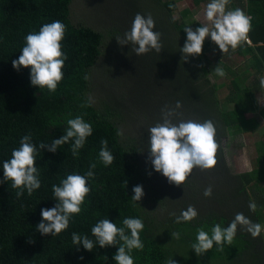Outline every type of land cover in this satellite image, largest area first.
Listing matches in <instances>:
<instances>
[{"label":"trees","instance_id":"trees-1","mask_svg":"<svg viewBox=\"0 0 264 264\" xmlns=\"http://www.w3.org/2000/svg\"><path fill=\"white\" fill-rule=\"evenodd\" d=\"M177 1L154 0L160 17L157 32L161 33L162 49L159 53L154 50L153 57L145 56L151 69L147 76H142L147 79L153 76L158 80L160 92L167 94V107L179 112V115L176 113L177 118L176 115L173 117L176 120L213 121L220 147L216 165L205 171L212 177L229 179L232 185L222 190L224 193L221 192L220 197L233 200L240 211H245L243 213L254 222L264 208V151L259 150L255 168L231 173L226 168L222 141L232 132L239 135L252 133L258 122L247 118L246 114L256 111L264 119V105L259 106L253 94L243 86L246 76H241V71L221 64L230 77V90L224 102H232L229 109H223L217 95V84L207 80L208 72L202 59L191 55L183 59L180 49L186 40L184 28L188 26L195 30L201 25L191 19L186 8L174 14L178 8ZM71 3L72 0H0V264H116L113 257L119 244L107 247L96 244L88 251L82 244H73L72 233L87 235L95 242L91 228L98 220L108 218L121 227L126 217L139 218L144 224L140 232L144 248L132 251L134 264H167L168 252L149 237L146 220L137 202L131 199L133 187L141 185V182L137 166L131 161L133 155L120 142L117 124L102 116L93 104L81 107L88 100L89 72L101 56L104 36L96 28L73 23ZM230 5L232 9L240 8L252 17V29L248 34L251 44L244 43L245 48L240 45L236 52L255 46L247 65L257 74L264 70V0H230ZM55 20L66 26L62 51L67 59L62 69L64 77L56 91L50 93L46 88L39 89L31 84L30 68L21 66L17 70L12 61L21 54L28 33L38 32L43 24ZM216 48L217 45L209 39L203 44L202 53H211ZM177 101L180 108H176ZM76 116H82L93 129L78 156L72 155L71 142L59 146L55 152L47 147L39 149L40 142L50 145L62 136L67 120ZM29 133L38 149L35 166L39 170L41 186L31 196L25 190L17 198L19 189H12L11 181L3 179V162L11 158L12 150L18 148L21 138ZM102 139L108 141V150L115 157L108 166L98 156ZM93 162L97 165L93 170L95 178L87 181L90 192L81 212L70 218L69 227L59 235H42L37 230L42 220L41 209L54 207L57 203L52 185H59L68 174L84 175ZM124 181H127L126 185ZM250 201L257 205L255 212L249 209ZM230 222L226 216L210 213L184 222L182 233L186 231L188 237L196 242L199 229L211 235V228L216 223L227 227ZM248 246L245 236L237 232L232 245L225 244L220 250L214 244L213 248L220 251L233 248L236 262ZM224 255L206 257L219 261Z\"/></svg>","mask_w":264,"mask_h":264},{"label":"clouds","instance_id":"clouds-1","mask_svg":"<svg viewBox=\"0 0 264 264\" xmlns=\"http://www.w3.org/2000/svg\"><path fill=\"white\" fill-rule=\"evenodd\" d=\"M230 0H210L205 8V23L195 30L186 26V40L180 49L184 54L183 59L189 55L199 56L203 51V44L206 37H210L219 50L226 54L229 49L235 50L241 44L249 41V32L252 29V17L242 9L227 8ZM169 7H172L170 4ZM174 19V18H173ZM155 21L149 13L144 16L137 13L131 23L130 30L124 33L123 37H116L120 45L130 44L132 51L137 55L147 54L151 50L159 53L162 49L161 33L154 31ZM66 26L59 20L43 24L39 31H33L25 36V44L21 49L18 59L12 61V66L19 70L21 66L30 68V81L33 86L39 89L46 88L50 93L55 92L58 84L62 81V71L66 54L62 51ZM217 76L223 77L225 71L219 64L214 68ZM87 79V76H85ZM260 87L264 89V77L260 78ZM92 97L81 105L91 107ZM179 101L176 108H180ZM176 115L175 109L165 106L162 109V122H157L148 129L149 159L155 171L160 172L167 178L168 182L176 186L183 185L194 168L200 170L212 169L216 163V154L220 147L216 140V127L212 120H178L173 122ZM92 125L85 122L82 116H76L67 120L65 133L51 144L40 142L39 149L45 147L55 152L63 144L71 142V152L74 157L79 155L87 138L92 135ZM118 135L122 132L118 130ZM99 160L105 165H111L115 159L108 150V141L101 140ZM38 149L32 143L31 133L24 135L20 140V146L11 152V158L3 162V179L11 181L12 189H19L16 197L19 198L26 190L28 195L39 189L41 181L39 170L35 166ZM96 162H93L89 170L84 174H68L62 179L59 185H52L53 197L57 201L54 207L41 209L42 220L37 225V230L42 234L59 235L69 227L70 218L78 215L86 196L90 192L87 184L89 178H95ZM151 175V173H149ZM127 181H124V185ZM133 201H139L144 195L142 185H135L132 189ZM203 195L210 197L212 187L205 188ZM257 205L249 202V209L255 212ZM172 215H176L172 213ZM198 215L193 206L182 210L176 216V223L190 222ZM238 225L251 234L253 238L260 236L262 226L260 223L252 222L243 213H236L234 219L227 227H221L216 223L211 228V235L203 229H199L196 235V242L192 244L197 256L203 255L212 249L214 244L223 250L225 244L232 245L237 233ZM144 224L139 218L126 217L122 226L118 227L108 218L98 220L91 228V234L95 242L87 235L72 233L74 245L82 244L84 249L91 251L96 244L100 247H107L119 244L113 259L116 264H134L131 255L133 250H143L144 244L140 239V232ZM172 239H179V232L171 233ZM168 264H177L173 259Z\"/></svg>","mask_w":264,"mask_h":264},{"label":"rangeland","instance_id":"rangeland-1","mask_svg":"<svg viewBox=\"0 0 264 264\" xmlns=\"http://www.w3.org/2000/svg\"><path fill=\"white\" fill-rule=\"evenodd\" d=\"M209 2L210 0H178V8L173 13L179 14L186 8L191 19L201 25L206 22L204 13ZM154 5V0H72L70 13L73 23L96 28L102 31L104 36L101 56L89 72L87 96L92 97L93 105L102 116L117 124L122 132L120 142L133 155L131 161L137 166L144 191L141 200L136 202L149 228V237L168 252L167 264L171 259L177 264H264V208L260 210L259 219L254 221L262 226L260 236L253 238L238 225L237 232L245 236L249 246L236 262L233 259L235 251L231 247L228 251L212 248L197 256L192 249L195 241L188 237L186 231L182 233L184 222H175L176 216H179L182 210H187L190 205L197 210V217L200 218L214 213L226 216L232 221L236 213L245 211H240L233 200L220 197L224 193L222 190L232 185L229 179H218L205 170L195 168L183 185L176 186L169 183L160 172L155 171L151 164L147 144L148 129L157 122H162V109L169 105L168 97L166 92L165 95L160 92L158 80L151 75L150 79L142 76H147L149 68L151 69L145 56L153 57L154 50H151V54L149 52L137 56L132 51L133 46L120 45L116 37H123L124 33L130 30L137 13L144 16L150 13L155 21L154 31H157L160 17ZM227 8L232 10L230 3ZM209 39L211 38L206 37L204 43ZM199 57L206 66L207 80L217 84V95L223 109H229V102H224L229 93V74L224 69L225 75L217 76L214 68L218 64H224L228 68H234V71H242L248 68L245 61L248 55L238 54L236 49L231 48L228 53L223 54L217 46L215 51L202 53ZM261 77H264V74L261 73L259 78ZM255 94L257 96V93ZM239 96L243 98L241 94ZM257 100L261 105L264 104L262 93H259ZM175 112L179 115L178 110ZM247 117H255L258 120V127L252 133L239 135L238 132H232L235 134L232 139V134H228L222 141L226 168L231 173L252 170L256 166L259 150L264 151V121L256 114ZM175 118H172L173 122L178 121ZM208 186L212 187V195L205 197L203 193ZM244 215L247 217L246 213ZM172 232H179L180 238L172 239ZM211 254L214 257L217 254L225 255L219 261H212L206 257Z\"/></svg>","mask_w":264,"mask_h":264},{"label":"crops","instance_id":"crops-1","mask_svg":"<svg viewBox=\"0 0 264 264\" xmlns=\"http://www.w3.org/2000/svg\"><path fill=\"white\" fill-rule=\"evenodd\" d=\"M241 45H242L243 48H245V46H246V45H244V43L241 44ZM242 50H243V52L241 51L242 54H241V53H238V54H241V55H248L249 60H248V57H247V60L245 59V61H247V64H248V61L251 60V56H253L252 54L255 52V46H254V48L247 46L246 50H245V49H242ZM245 51H246V53H245ZM232 69H234V68H232ZM241 72H242V73H241V76H242V75H245V76H246V79L244 80V84H243V86H244L245 88H247V91H249V92H251V94H253V98L256 100V103H257L259 106H261V102L257 100V96L259 95V93H262L263 96H264L263 91H261V90H264V89H261V87H260V83H259V82H260V78H259V77H260L261 73L264 74V70H262L261 72L255 74L254 70H252V69H250V68L248 67V68H244ZM240 80H241V82H243L242 77H241ZM244 87H243V88H244ZM229 90H230V86H229ZM255 91H256V92H255ZM255 93H257V96H256ZM229 96H230V95H229ZM229 99H230V98H229ZM263 105H264V104H263ZM229 106H232V102H231V100H229ZM252 114H256V115L259 116V114L255 111V112H253V113L251 112V113L246 114V117H247V115L252 116ZM247 118H255V117H247ZM259 118H260L261 120L264 121V119H262L260 116H259ZM255 119H256V118H255ZM256 120H257V119H256ZM257 121H258V120H257Z\"/></svg>","mask_w":264,"mask_h":264},{"label":"built area","instance_id":"built-area-1","mask_svg":"<svg viewBox=\"0 0 264 264\" xmlns=\"http://www.w3.org/2000/svg\"><path fill=\"white\" fill-rule=\"evenodd\" d=\"M245 43H247V44H251V41H250V39H249V41H248V42H245Z\"/></svg>","mask_w":264,"mask_h":264}]
</instances>
